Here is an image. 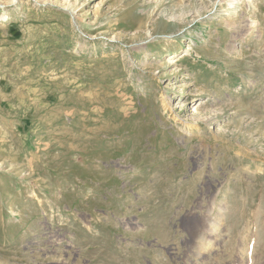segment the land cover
Returning a JSON list of instances; mask_svg holds the SVG:
<instances>
[{
	"label": "rangeland",
	"instance_id": "rangeland-1",
	"mask_svg": "<svg viewBox=\"0 0 264 264\" xmlns=\"http://www.w3.org/2000/svg\"><path fill=\"white\" fill-rule=\"evenodd\" d=\"M0 264H264V0H0Z\"/></svg>",
	"mask_w": 264,
	"mask_h": 264
}]
</instances>
